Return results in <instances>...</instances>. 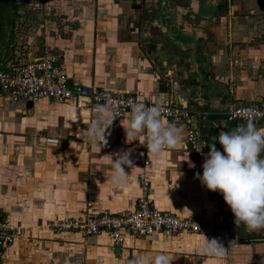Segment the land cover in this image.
<instances>
[{
  "label": "crops",
  "instance_id": "obj_1",
  "mask_svg": "<svg viewBox=\"0 0 264 264\" xmlns=\"http://www.w3.org/2000/svg\"><path fill=\"white\" fill-rule=\"evenodd\" d=\"M80 7L66 25L49 21L27 60L53 57L71 85L167 99L199 116L178 126L183 143L177 149L153 159L143 137L126 143L128 115L113 122L107 145L96 148L78 135L97 112L85 99L12 104L0 97V217L22 229L4 264H130L159 254L172 264H264V238L241 239L244 228H236L226 203L214 210L216 202L195 178L203 173L207 144L241 124L222 121L227 107L257 103L264 92V0H82ZM197 121L204 146L193 153L184 137L189 126L198 131ZM46 137L57 143L45 144ZM120 150L131 152L135 168H126V182L115 188L110 156ZM141 171L156 209L203 221L217 214L224 246L235 241L237 247L217 262L198 252L200 236L123 237L113 249L105 233L45 227L86 208L93 214L132 210Z\"/></svg>",
  "mask_w": 264,
  "mask_h": 264
},
{
  "label": "built area",
  "instance_id": "obj_2",
  "mask_svg": "<svg viewBox=\"0 0 264 264\" xmlns=\"http://www.w3.org/2000/svg\"><path fill=\"white\" fill-rule=\"evenodd\" d=\"M0 97L9 103L29 102L37 103L40 100L48 102H67L73 98L85 99L90 106L105 103L106 99L118 102L119 114L115 121L122 119L131 111L132 103H144L163 108L162 119L167 122H175L177 126L185 125L190 119L195 120L199 114L189 111L184 105L172 103L169 100L153 101L137 94L119 93L102 88H94L83 84H69L66 75L53 57H41L26 63L0 64ZM252 107L257 110L258 118L255 122L264 119V92L257 103L231 104L227 107L225 116L234 123H242L243 120L236 116L241 108ZM185 142L193 153L200 152L204 146L195 127H188L185 133ZM43 142L55 145L54 138H44ZM143 167L148 161L140 159ZM139 195L134 207L130 211L109 213L102 211L93 214L90 208L84 209L80 215L73 218L62 217L49 222L47 227L53 233L73 232L82 236H94L101 233L107 234L113 249L121 246L123 237H151L157 234L175 236L190 235L203 238H217L223 244L222 231L220 229L219 216L213 215L209 221L199 220L193 217H182L174 213L161 212L156 209L149 198V180L145 172L136 175ZM207 197L218 204L224 201L218 192H207ZM22 229L9 220L0 217V264H4V253L13 247L20 237Z\"/></svg>",
  "mask_w": 264,
  "mask_h": 264
},
{
  "label": "clouds",
  "instance_id": "obj_3",
  "mask_svg": "<svg viewBox=\"0 0 264 264\" xmlns=\"http://www.w3.org/2000/svg\"><path fill=\"white\" fill-rule=\"evenodd\" d=\"M130 107L126 126H122L126 143L143 137L148 156L153 159L165 151L177 149L183 143L182 130L175 122L162 119L163 108L159 103H132ZM118 114V102L106 99L105 103L97 105L94 120L78 135L92 147L106 146L110 135L108 129ZM236 117L244 123L231 131H220L207 144L210 151L204 158L203 173H196L195 178L207 191L218 192L223 196L233 214L236 228L243 226L248 232H257L264 229V127L258 128L255 124L258 118L255 108H241ZM216 142L222 146V152L217 149ZM110 157L112 168L108 179L113 187L119 188L129 175L125 169L135 168L134 162L130 151L120 150ZM231 247H237L235 241L226 248L219 239L205 237L198 252L219 262L226 258ZM130 264L172 262L166 254H159L155 257H137Z\"/></svg>",
  "mask_w": 264,
  "mask_h": 264
},
{
  "label": "rangeland",
  "instance_id": "obj_4",
  "mask_svg": "<svg viewBox=\"0 0 264 264\" xmlns=\"http://www.w3.org/2000/svg\"><path fill=\"white\" fill-rule=\"evenodd\" d=\"M81 1L12 0L6 11H2L5 13L0 32V64L33 60L35 56L27 60L28 53L40 45L44 32H48L49 21L55 19L60 27L68 24L65 19L78 14Z\"/></svg>",
  "mask_w": 264,
  "mask_h": 264
},
{
  "label": "water",
  "instance_id": "obj_5",
  "mask_svg": "<svg viewBox=\"0 0 264 264\" xmlns=\"http://www.w3.org/2000/svg\"><path fill=\"white\" fill-rule=\"evenodd\" d=\"M187 67L189 68V70H192V73L195 72V67H194L193 61L188 62ZM189 82H190V85L193 87L194 86L193 82L191 80H189ZM184 106L187 108L186 104H184ZM201 120H202V118L199 119L198 121L200 122ZM224 120L228 121L229 123L231 122V121H229L227 119V117L225 115H222V121H224ZM198 121L196 122L197 123L196 125L198 127V133H199L201 139L203 140L204 135L202 134V127L199 125ZM255 124H256V126L258 128L264 127V119L262 121H260L259 123H255ZM226 219H229L228 215H226ZM254 233L255 234L257 233L256 234V236H257L256 238H264V229H261V230H259L257 232H248V231L245 230V228L243 229V233L241 234L240 237H242L241 239H247V238H250L249 236L254 234Z\"/></svg>",
  "mask_w": 264,
  "mask_h": 264
},
{
  "label": "trees",
  "instance_id": "obj_6",
  "mask_svg": "<svg viewBox=\"0 0 264 264\" xmlns=\"http://www.w3.org/2000/svg\"><path fill=\"white\" fill-rule=\"evenodd\" d=\"M12 3H13L12 0H0V32L3 27V19H4L3 14L5 13L6 9L9 7L8 5H11ZM4 9L5 11L2 13Z\"/></svg>",
  "mask_w": 264,
  "mask_h": 264
}]
</instances>
